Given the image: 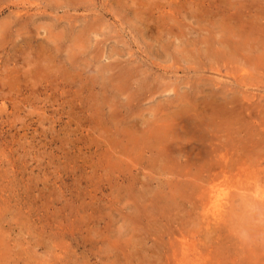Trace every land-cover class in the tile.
<instances>
[{
	"label": "rangeland",
	"instance_id": "rangeland-1",
	"mask_svg": "<svg viewBox=\"0 0 264 264\" xmlns=\"http://www.w3.org/2000/svg\"><path fill=\"white\" fill-rule=\"evenodd\" d=\"M255 189L264 0H0V264H264Z\"/></svg>",
	"mask_w": 264,
	"mask_h": 264
},
{
	"label": "bare ground",
	"instance_id": "bare-ground-1",
	"mask_svg": "<svg viewBox=\"0 0 264 264\" xmlns=\"http://www.w3.org/2000/svg\"><path fill=\"white\" fill-rule=\"evenodd\" d=\"M186 119H188V118H186ZM186 123V122H185ZM184 123V124H185ZM190 125V124H189ZM188 126V125H187ZM187 126L186 127H183V125L182 126H180L179 125V127L177 126V128H176V133H175V135H174V137L173 138H175L174 140L172 139V138H170V139H168V138H166V140L165 141H167V140H169L168 142H166L165 143V147H162L160 150H159V154L160 155H158V156H160V159H159V157L157 158L158 160H160L161 161V163L163 162V161H165V163H162V166L163 167H167L168 165H170V164H168L169 162H170V160H175L176 159V157L174 156V154L175 153H185V154H187V152L189 151V150H191V149H194V150H196V152L194 153L197 157H198V155H197V153H202V152H204V149H205V147L207 146V145H205V144H203V143H201L199 140H200V132L202 131V129H200V128H197V127H194V128H187ZM197 126V125H196ZM188 127H190V126H188ZM179 128V129H178ZM197 128V129H196ZM195 129V130H194ZM194 130V132H198L196 135L197 136H199V140L198 141H192V139H190L188 136V138L187 139H189V140H187L186 142H180V139H184V137L182 138V135H184L185 136V134L187 133L188 135H190V133H191V131H193ZM181 131V132H180ZM186 132V133H185ZM171 134V133H170ZM191 135H193L192 133H191ZM190 135V136H191ZM203 135V134H202ZM201 135V136H202ZM186 137V136H185ZM176 138H178L179 140H177ZM185 140V139H184ZM163 141H164V139H163ZM197 142V143H196ZM189 143H191V144H189ZM163 144V143H162ZM213 148V147H212ZM216 148L217 147H214L212 150H211V154H213V153H215V151H217L216 150ZM175 151H178V152H175ZM158 153V152H157ZM174 153V154H173ZM206 153V152H205ZM193 155V153H191V156ZM194 155V156H195ZM215 155H218L217 153L215 154ZM214 155V156H215ZM186 156H188V154L186 155ZM200 156V155H199ZM201 156H202V158L203 159H205L206 158V156H208L207 155V153L206 154H201ZM227 156H229V153H227V154H224L223 155V157L224 158H227ZM190 157V156H189ZM188 157V159L190 160V158ZM199 158V157H198ZM198 158H194V159H197L198 160ZM186 159V158H185ZM186 160V162L185 163H189V160ZM179 160V159H178ZM192 160H193V158H192ZM197 160H196V162H197ZM200 160V159H199ZM199 160H198V162H199ZM202 160V159H201ZM207 160V159H206ZM168 161V162H167ZM175 162V161H174ZM203 162V161H202ZM171 163V162H170ZM206 163V162H205ZM168 164V165H167ZM200 164H201V162H200ZM158 165V164H157ZM203 165V164H202ZM209 165V167H206V168H202V171H204V172H206L205 174H202V175H200L198 172H195V173H198L199 174V176L200 177H197L198 176V174H195V177H197L198 179H202L201 181L202 182H204V178H202V177H204V176H206V181H207V183L205 184V186L203 187V190H201L200 191V195L197 197V199L195 200V204H196V208H200V209H202L203 210V216H207L208 217V209L209 208H212V211L210 212L211 213V215H213V218H215V219H219V218H221V216H222V214H221V206H223L224 205V201L222 200L223 199V196H222V194L224 193L223 191H219L217 188H216V185H215V183H214V181H215V179L219 176V175H221V173L223 174L224 173V171H227L228 169H226V167L223 165V164H220V166H219V170H217V168L215 167V165L214 164H208ZM172 164H171V166H170V168H172ZM175 166V165H174ZM205 166V165H204ZM218 167V166H217ZM170 168H169V170H170ZM177 168V167H176ZM178 169V168H177ZM240 169L242 170V171H245L246 170V167H242V166H240ZM151 170V169H150ZM156 170V169H155ZM197 170V169H196ZM195 170V171H196ZM171 171V170H170ZM187 171H189V170H187ZM186 171V172H187ZM161 172V171H160ZM173 173V172H172ZM175 173H177V172H175ZM203 173V172H202ZM174 175V174H173ZM176 175V174H175ZM192 175H194V173L192 174ZM180 176V175H179ZM256 181H257V179H256ZM258 182H259V179H258ZM258 182H255L256 184L258 183ZM188 185V184H187ZM246 190V189H245ZM264 190H254L253 191V193H251V192H247V191H243L242 193H241V196H243L244 197V200H245V206L247 207V205L248 206H251L252 208H254V206H256V204L257 203H260V204H263L264 205V193H262ZM229 199V198H228ZM243 200V199H242ZM243 200V201H244ZM242 201V203L244 204V202ZM250 209V208H249ZM254 210V209H253ZM259 211V210H258ZM261 212V211H260ZM198 213H202V212H198ZM202 216V215H201ZM202 216V217H203ZM206 217V218H207ZM249 217V219H250V217H251V219H252V216L251 215H249L248 216ZM250 219V220H251ZM248 220L246 219L245 221H243L242 220V223L243 224H246V222H247ZM242 226H246V225H242ZM251 226H252V224H251ZM246 228V227H245ZM244 228V229H245ZM257 229V228H256ZM247 230V229H246ZM249 230H250V228H249ZM253 231L252 232H254L255 230H254V228L252 229ZM259 232V231H258ZM254 234V233H253ZM1 243V242H0ZM255 251V250H254ZM261 252V251H260ZM248 257H250V256H248ZM251 257H257L256 255H254V256H251ZM250 257V258H251ZM250 258H248V260L250 259ZM253 259V258H252ZM255 262L253 263V261L251 262V260L249 261V263L247 262V264H258V262L259 261H256V260H254Z\"/></svg>",
	"mask_w": 264,
	"mask_h": 264
}]
</instances>
